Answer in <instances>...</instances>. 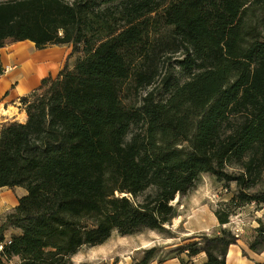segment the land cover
<instances>
[{
  "label": "trees",
  "instance_id": "trees-1",
  "mask_svg": "<svg viewBox=\"0 0 264 264\" xmlns=\"http://www.w3.org/2000/svg\"><path fill=\"white\" fill-rule=\"evenodd\" d=\"M27 40L76 59L21 96L26 122H0V189L26 190L0 224V264H72L114 232L175 238L166 227L204 174L235 185L213 209L220 230L165 259L228 264L241 239L264 247L263 222L224 227L264 208V0H0V56Z\"/></svg>",
  "mask_w": 264,
  "mask_h": 264
},
{
  "label": "rangeland",
  "instance_id": "rangeland-1",
  "mask_svg": "<svg viewBox=\"0 0 264 264\" xmlns=\"http://www.w3.org/2000/svg\"><path fill=\"white\" fill-rule=\"evenodd\" d=\"M171 61L174 62V59ZM160 81L161 77L159 76L156 83L146 90L136 91L131 88L124 97L125 102L127 104L140 105L141 97L148 91L154 88L160 90ZM234 190V184L230 185L228 191H226L223 184L218 183L213 175L204 174L197 186L182 199V204L179 206L180 216L166 227L176 236L175 238H169L168 234H160L152 231V229L131 236H121L118 232H114L110 239L102 245L94 247L82 246L79 252L72 257V264H138L142 260V256H144V251L152 247L159 249L158 256L160 260H163V258L164 260L154 261L151 264H182L179 258H165L167 255H174L175 253L171 252V250H174L183 238L190 236L186 228L209 227L211 230L208 234H215L216 230H212L214 215L211 212H213V209L220 201L229 198ZM25 191L22 187L5 188L0 191V224L5 215L14 208L13 205L18 201L19 197L26 194ZM142 199L143 196L135 198L137 202ZM176 203L174 201V204ZM260 209L256 205L245 206L238 212L239 214L232 216L231 222L234 219L235 222L241 220L246 224L245 230L250 229L252 231L251 224L254 221H258L256 211ZM226 226L232 229L234 225ZM183 257L187 260L185 255ZM203 262L204 259L197 257L193 262L186 264H203Z\"/></svg>",
  "mask_w": 264,
  "mask_h": 264
},
{
  "label": "crops",
  "instance_id": "crops-1",
  "mask_svg": "<svg viewBox=\"0 0 264 264\" xmlns=\"http://www.w3.org/2000/svg\"><path fill=\"white\" fill-rule=\"evenodd\" d=\"M71 51L72 48L67 45H48L38 48L35 43L28 40L4 47L0 56V122L10 120L26 122L27 113L21 106V96L29 95L40 85L43 78L55 77L66 62L73 66L76 56H71ZM6 67L10 68L9 71ZM17 203L18 201L13 206L15 207ZM211 213L214 215L213 212ZM256 213L258 221L252 222V229L257 228L260 221L264 223V208ZM210 230L209 227L186 228L188 235L196 232L209 233ZM212 230H216V233L220 230L215 215ZM246 234L248 231L243 235L246 236ZM244 249L248 251L250 258L243 255ZM198 257L205 260L206 254L202 253ZM257 261L264 262V247L257 252L251 251L245 239L239 240L237 244L231 245L228 249V264H255Z\"/></svg>",
  "mask_w": 264,
  "mask_h": 264
},
{
  "label": "built area",
  "instance_id": "built-area-1",
  "mask_svg": "<svg viewBox=\"0 0 264 264\" xmlns=\"http://www.w3.org/2000/svg\"><path fill=\"white\" fill-rule=\"evenodd\" d=\"M10 68L6 67V70L9 71ZM5 70V71H6ZM237 218V217H236ZM235 220V219H234ZM234 220H232L233 222H231L230 224H233L234 226L232 227V231L234 233V235L236 234L237 236L239 235H243L245 233V228H246V224L239 220V222H235ZM3 248V246H0V250Z\"/></svg>",
  "mask_w": 264,
  "mask_h": 264
},
{
  "label": "water",
  "instance_id": "water-1",
  "mask_svg": "<svg viewBox=\"0 0 264 264\" xmlns=\"http://www.w3.org/2000/svg\"><path fill=\"white\" fill-rule=\"evenodd\" d=\"M176 202L178 201V199L175 200Z\"/></svg>",
  "mask_w": 264,
  "mask_h": 264
}]
</instances>
